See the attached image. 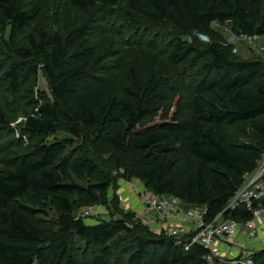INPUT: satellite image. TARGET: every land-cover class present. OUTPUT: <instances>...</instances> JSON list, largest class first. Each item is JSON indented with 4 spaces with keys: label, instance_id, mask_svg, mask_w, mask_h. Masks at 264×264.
I'll use <instances>...</instances> for the list:
<instances>
[{
    "label": "trees",
    "instance_id": "obj_1",
    "mask_svg": "<svg viewBox=\"0 0 264 264\" xmlns=\"http://www.w3.org/2000/svg\"><path fill=\"white\" fill-rule=\"evenodd\" d=\"M69 1L84 10L124 3L132 22L139 17L169 24L181 36L208 38L205 50L176 38L170 55L175 65L206 58L197 81L203 90L193 101L194 120L156 122L170 99L166 76L143 79L132 71L124 97L116 99L106 82L90 80L85 60H68L59 35L30 36L29 49L16 51L18 61L0 80L18 92L42 69L55 101L27 115L25 132L37 143L0 173V264H207L205 248L186 250L142 224L136 213L89 224L77 212L109 205L114 179L95 161L107 150L130 157L125 178L144 182L157 195L206 208L208 221L225 210L264 155V63L236 59L233 45L213 25L230 23L238 35L264 36V23L250 15L264 0ZM32 18L20 0H0V28L11 26L12 39ZM240 124L248 125L254 142L229 134ZM0 128H10L1 111ZM58 134L70 139L48 142ZM186 156L193 158V167L181 180L174 170ZM112 204L119 208L117 199ZM49 209L59 219L56 231L48 233L40 216ZM232 217L243 222L251 215L240 209ZM253 262L264 264V250L253 254Z\"/></svg>",
    "mask_w": 264,
    "mask_h": 264
},
{
    "label": "rangeland",
    "instance_id": "obj_2",
    "mask_svg": "<svg viewBox=\"0 0 264 264\" xmlns=\"http://www.w3.org/2000/svg\"><path fill=\"white\" fill-rule=\"evenodd\" d=\"M20 7L32 12L33 18L13 39L11 26L0 28V76L8 66L18 61L16 51L29 49L30 36L39 40L42 32H48L62 38L68 60H85L90 80L106 82L116 99L124 97V90L131 83L132 71L138 72L143 79L166 76L172 87L169 89L170 99L164 109L155 115L154 120H194L193 101L203 90V87L197 86V81L204 75L202 65L207 60L203 58L192 64L188 59L175 65L170 55L176 38L202 50L209 43L208 38L195 34L181 36L169 24L152 23L139 17L132 22L125 15L124 3L112 9L100 7L84 10L72 5L69 0H20ZM250 15L258 25L264 23V2L256 5ZM213 29L227 44L233 45L236 59L264 63V40L253 43L244 41L230 23H215ZM256 85L255 82L254 86ZM54 101L51 85L42 69L38 77H31L18 92L11 91L6 82L0 80V111L10 126L9 129L0 128V173L8 170L17 157L32 151L37 143L25 132L27 115L35 107ZM228 132L240 142H254L247 124L237 125L228 129ZM66 139L70 137L58 134L48 142ZM81 144L82 140L75 141L76 147ZM95 161L100 171L111 173L114 179L108 193L109 205L83 207L77 212V216L90 224L121 219L122 212H132L139 215L138 219L142 224L148 225L155 214L146 213V198L143 196L146 191L153 192L147 189L144 182L123 176L130 157L107 150L102 155L95 156ZM192 162L193 158L186 156L177 165L174 173L178 174L179 179L185 180L191 174ZM114 199L119 203L118 209L112 204ZM40 217L46 232L56 231L59 216L55 210L49 209L46 215ZM258 251L261 250H256ZM110 264H116L115 260Z\"/></svg>",
    "mask_w": 264,
    "mask_h": 264
},
{
    "label": "built area",
    "instance_id": "obj_3",
    "mask_svg": "<svg viewBox=\"0 0 264 264\" xmlns=\"http://www.w3.org/2000/svg\"><path fill=\"white\" fill-rule=\"evenodd\" d=\"M202 37V36H199ZM204 38V37H203ZM247 42L264 36H244ZM146 213L155 214L147 225L157 234H166L189 250L200 245L207 250V264H254L252 243L257 239L256 222L264 218V155L255 172L232 197L225 210L207 220L206 208L189 206L180 198L146 191ZM240 209L251 218L239 222L232 216ZM137 215V220H139Z\"/></svg>",
    "mask_w": 264,
    "mask_h": 264
},
{
    "label": "crops",
    "instance_id": "obj_4",
    "mask_svg": "<svg viewBox=\"0 0 264 264\" xmlns=\"http://www.w3.org/2000/svg\"><path fill=\"white\" fill-rule=\"evenodd\" d=\"M257 239L252 243L254 250L264 249V218L256 222Z\"/></svg>",
    "mask_w": 264,
    "mask_h": 264
}]
</instances>
